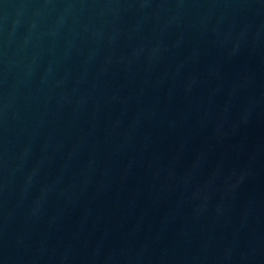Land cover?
I'll list each match as a JSON object with an SVG mask.
<instances>
[{"label": "water", "instance_id": "water-1", "mask_svg": "<svg viewBox=\"0 0 264 264\" xmlns=\"http://www.w3.org/2000/svg\"><path fill=\"white\" fill-rule=\"evenodd\" d=\"M0 264H264V0H0Z\"/></svg>", "mask_w": 264, "mask_h": 264}]
</instances>
